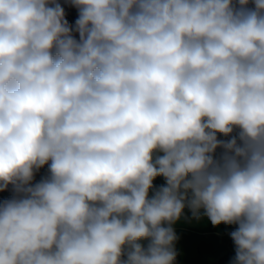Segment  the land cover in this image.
<instances>
[{"label":"clouds","instance_id":"clouds-1","mask_svg":"<svg viewBox=\"0 0 264 264\" xmlns=\"http://www.w3.org/2000/svg\"><path fill=\"white\" fill-rule=\"evenodd\" d=\"M71 4L0 0V264H174L186 207L264 264V0Z\"/></svg>","mask_w":264,"mask_h":264},{"label":"crops","instance_id":"crops-1","mask_svg":"<svg viewBox=\"0 0 264 264\" xmlns=\"http://www.w3.org/2000/svg\"><path fill=\"white\" fill-rule=\"evenodd\" d=\"M218 138L225 140L220 136ZM223 152V148H218L215 153L216 158H219ZM161 186H166V181L153 184L149 196L151 197ZM171 226L177 236L174 242L176 251L174 264H211L225 253L236 252L231 233L237 229L238 225L213 226L203 215L202 210L197 217L186 207L181 218ZM148 242L150 243L149 240ZM234 261V259H227L223 264H234Z\"/></svg>","mask_w":264,"mask_h":264},{"label":"rangeland","instance_id":"rangeland-1","mask_svg":"<svg viewBox=\"0 0 264 264\" xmlns=\"http://www.w3.org/2000/svg\"><path fill=\"white\" fill-rule=\"evenodd\" d=\"M57 2L60 3L61 6L64 8V10H65V18L67 19V21L69 22V24L74 27L75 26V21H76V19L79 16V10L71 4V0H57ZM233 135H237V132H234ZM218 136L222 137L225 140L231 139V137H225V136L220 135V134H218ZM160 155H162V153H160ZM47 176H49V174H43V175H41L39 177V179H38V182H40L42 179L46 178ZM165 181L166 180H165L164 177L158 176V177H156L153 180V184H157V183H161V182H165ZM140 243L145 248H147V246L149 244L148 240H142V241H140Z\"/></svg>","mask_w":264,"mask_h":264},{"label":"trees","instance_id":"trees-1","mask_svg":"<svg viewBox=\"0 0 264 264\" xmlns=\"http://www.w3.org/2000/svg\"><path fill=\"white\" fill-rule=\"evenodd\" d=\"M73 34L77 39H79L78 33L74 32ZM43 174H49L50 175L49 167L47 165H45L44 167H42L41 169H39V171H37L35 173L33 184L37 183L39 177ZM15 195H16V193L14 192L13 186L9 185L7 190L0 192V203H2L5 200L12 199ZM235 257H236V252H228V253L223 254L221 257H219L216 261H214L211 264H223L225 262V260H227V259H234L235 260Z\"/></svg>","mask_w":264,"mask_h":264},{"label":"built area","instance_id":"built-area-1","mask_svg":"<svg viewBox=\"0 0 264 264\" xmlns=\"http://www.w3.org/2000/svg\"><path fill=\"white\" fill-rule=\"evenodd\" d=\"M249 7H252V5L250 4Z\"/></svg>","mask_w":264,"mask_h":264}]
</instances>
